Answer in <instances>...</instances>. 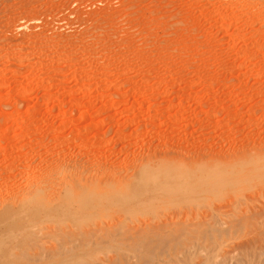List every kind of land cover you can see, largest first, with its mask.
Segmentation results:
<instances>
[{
	"label": "rangeland",
	"instance_id": "1",
	"mask_svg": "<svg viewBox=\"0 0 264 264\" xmlns=\"http://www.w3.org/2000/svg\"><path fill=\"white\" fill-rule=\"evenodd\" d=\"M0 248L264 264V0H0Z\"/></svg>",
	"mask_w": 264,
	"mask_h": 264
},
{
	"label": "bare ground",
	"instance_id": "2",
	"mask_svg": "<svg viewBox=\"0 0 264 264\" xmlns=\"http://www.w3.org/2000/svg\"><path fill=\"white\" fill-rule=\"evenodd\" d=\"M84 188V187H83ZM1 249V248H0Z\"/></svg>",
	"mask_w": 264,
	"mask_h": 264
}]
</instances>
